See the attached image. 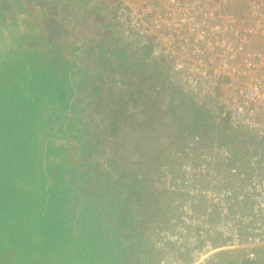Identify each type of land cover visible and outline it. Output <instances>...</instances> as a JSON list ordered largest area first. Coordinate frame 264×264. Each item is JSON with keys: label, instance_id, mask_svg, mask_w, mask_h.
<instances>
[{"label": "rangeland", "instance_id": "374dc122", "mask_svg": "<svg viewBox=\"0 0 264 264\" xmlns=\"http://www.w3.org/2000/svg\"><path fill=\"white\" fill-rule=\"evenodd\" d=\"M9 1L19 2L17 7L22 8V15L19 19L16 17L17 29L0 17L6 26L0 32L1 55L8 56L19 46L27 50L33 47L42 53L46 63L51 60V69L58 77H63L64 65L70 67L74 63L69 71L76 86L70 101V117L82 130L80 136L72 132L77 139L63 141L64 159L55 164L75 165L74 171L85 178L82 190L95 195L101 193L104 204L110 205L115 193L120 196L116 215L108 220L125 246L124 259L116 255L115 246L110 242L114 249L109 259L99 254L108 260L98 264H157L163 253L153 248V230L171 231L178 227L182 216L180 207L194 199H188L183 189L199 184L195 179L192 186L183 181L180 163L201 148L212 155L213 164L218 162V154L225 148L229 157L238 158L241 156L238 154L243 153V139L251 141L250 137L219 120L213 108L210 112L195 106L178 87H173L167 80L165 63L160 64L153 57V43L150 46L135 43L124 36L129 19L122 23L115 19L112 0H52L48 6L45 0ZM133 11L129 8L128 13ZM20 23L23 24L19 28ZM159 37L161 41L165 39L163 35ZM139 38L142 41L141 36ZM19 54L17 59L23 58L27 66L36 63L31 56ZM0 70V89L8 93L11 86L18 84L6 80L5 76L11 74ZM54 76L52 74L50 79L52 83ZM53 88L48 85L46 91L50 102L57 98L51 92ZM19 119V115L12 118L13 122ZM13 122L7 125L6 133L0 129V165L5 170L0 179V194L7 192L6 196H0L1 201L7 198L4 205L0 203V264L2 261L7 264H66V261L67 264H90L87 255L79 252L80 245L70 243L67 247L65 241L56 238L62 229L60 224L54 226L50 239L41 245V234L32 224L31 212L38 211L41 177L47 178V185L54 180L50 174L40 175V166L44 165L43 151L39 156L40 142L46 133L38 126L41 121L33 127L20 121L13 126ZM261 144L264 147V143ZM71 173L74 172L71 170ZM71 173L70 182L77 180ZM98 179L104 181L102 189L94 184ZM225 181L233 186L228 179L218 186H223ZM22 185H25L23 190ZM198 204L195 200L191 207L204 212ZM74 219L76 222L75 216L68 223H74ZM22 227L30 229V238ZM31 237L38 241L34 251ZM88 244V248L98 246L93 239H89ZM163 248L176 251L173 247ZM170 256L174 258L171 253ZM218 262L228 264L224 257ZM252 264H264V261Z\"/></svg>", "mask_w": 264, "mask_h": 264}, {"label": "built area", "instance_id": "2783aa9c", "mask_svg": "<svg viewBox=\"0 0 264 264\" xmlns=\"http://www.w3.org/2000/svg\"><path fill=\"white\" fill-rule=\"evenodd\" d=\"M112 7L120 23L129 19L128 40L153 43L173 87L251 139L238 158L225 148L213 164L201 148L180 163L183 181L200 185L183 189L194 199L180 207L178 227L153 230V248L163 253L157 264L264 261V0H112ZM225 179L233 186H218ZM195 200L204 212L191 207Z\"/></svg>", "mask_w": 264, "mask_h": 264}, {"label": "trees", "instance_id": "16d2710c", "mask_svg": "<svg viewBox=\"0 0 264 264\" xmlns=\"http://www.w3.org/2000/svg\"><path fill=\"white\" fill-rule=\"evenodd\" d=\"M46 1L47 0H45V2ZM18 3L19 2H10L9 0H0V17L2 19L5 18V22L8 21L10 25L13 24L16 29L17 25L15 21L22 15V8L17 7ZM16 17H18V19H16ZM22 24H19V28ZM4 27H6L5 23H1L0 21V32ZM23 36L24 34L22 37ZM16 42L15 40V43ZM145 49H147V47H145L144 50ZM15 50L16 51L13 53L9 52L10 54L8 56L6 54H0V69L2 68L5 72L7 71L11 74L5 76V79L9 82L14 80L18 84L11 86L8 89V93L2 88L0 89V129L2 128L6 133L5 129L7 125L11 124L13 122L12 118L18 115L21 119L16 120V123L20 121L23 125L29 127V125L36 126L38 122L41 121L38 126L45 129L44 133H46V136L43 137L40 142L39 156L42 151L44 154L42 157V163H44V165L40 166V175L47 177L46 175L50 174L54 180L47 185V178L44 179L41 177L37 196V198L39 197V201L37 202L38 211L31 212L32 224L35 228H38L41 234V245L44 241L50 239V233L54 226L60 224L62 229L56 238L65 241L67 247L70 246V243L71 246L78 247L80 245L79 252H83L87 255L90 264H98L99 261L108 260L111 250L114 248L116 255L124 259L123 253L125 251V246L121 238L116 235V229L110 225L111 222L108 220L111 215H116V207L120 196L115 193L114 197L110 199L111 206L108 202L104 204L102 200L104 196H102L101 193L95 195L85 189L84 191L82 190L81 185L85 183V178L74 171L75 165L66 167L61 163L55 164L60 159H64L66 149L63 141L69 138L77 139V136H80V131L82 130L78 122L70 117V101L76 92V86L73 85L71 81L69 71L74 63L71 64L70 67L64 65V69L62 68L63 77H58L57 72L54 71L53 68L51 69V60H48V63H46L44 59H42V53L38 52V49L32 47L27 50L19 46L15 48ZM138 50L139 48L135 51ZM18 52L26 57L31 56L36 60L37 64L32 63L27 66L23 58L20 60L17 59L18 56H21ZM52 74L55 75L54 83L50 82ZM48 85L54 87L51 92L57 97L54 98V100L51 99V102L46 96ZM50 117H54L53 120ZM30 118H32L31 122ZM15 122H13V126ZM36 128H34V131H36ZM73 131H75V133L77 132V136L72 133ZM19 135L20 133H17V137H19ZM242 142V144L246 145L249 141L244 139ZM55 166L57 169H52ZM18 170L19 174H21V169L18 168ZM71 170L74 173H71ZM69 172L72 174L74 180H77L70 182ZM4 173L5 170L1 168L0 165V179L4 176ZM102 182L104 183V181H100L99 179L94 180V184L99 189L103 187ZM24 188L25 185H22V190ZM104 191L107 190L105 189ZM6 195V190L0 194L1 197ZM6 199L7 198L3 197V201L0 200V203L4 205ZM75 216L77 219L76 222L74 219V223L72 222L69 224L68 220L71 217L75 218ZM17 217L19 216L17 215ZM24 230L25 232L27 231L29 235L30 229L27 230L25 228ZM28 237L30 238V235ZM89 239L91 241L92 239L96 241L98 248H88ZM30 240L33 242H31V248L34 251L38 241H35V237H31ZM110 242L115 246L114 248ZM13 254H15V252H13ZM99 254L105 255L108 259H103ZM3 258H5V256ZM81 259L83 261L85 260L84 257H81ZM110 260L113 262L112 257ZM227 262L229 264V262L236 263L237 261L229 259L226 263ZM1 263L7 264L6 261H2ZM65 263L67 264V261ZM243 264L252 263L245 261Z\"/></svg>", "mask_w": 264, "mask_h": 264}, {"label": "crops", "instance_id": "0c3cea01", "mask_svg": "<svg viewBox=\"0 0 264 264\" xmlns=\"http://www.w3.org/2000/svg\"><path fill=\"white\" fill-rule=\"evenodd\" d=\"M51 1H52V0H47V1L45 2V5L48 6L49 3H51Z\"/></svg>", "mask_w": 264, "mask_h": 264}]
</instances>
